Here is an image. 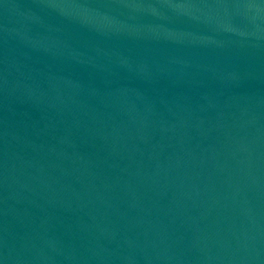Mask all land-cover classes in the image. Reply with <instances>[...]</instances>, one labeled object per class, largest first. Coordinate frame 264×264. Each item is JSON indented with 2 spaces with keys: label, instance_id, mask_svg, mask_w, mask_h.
I'll use <instances>...</instances> for the list:
<instances>
[{
  "label": "water",
  "instance_id": "95a60500",
  "mask_svg": "<svg viewBox=\"0 0 264 264\" xmlns=\"http://www.w3.org/2000/svg\"><path fill=\"white\" fill-rule=\"evenodd\" d=\"M0 264H264V0H0Z\"/></svg>",
  "mask_w": 264,
  "mask_h": 264
}]
</instances>
